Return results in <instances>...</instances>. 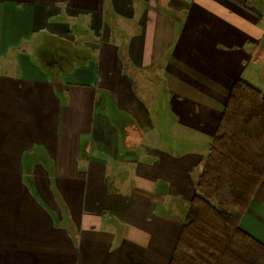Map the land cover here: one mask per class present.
Here are the masks:
<instances>
[{
  "label": "crops",
  "instance_id": "crops-1",
  "mask_svg": "<svg viewBox=\"0 0 264 264\" xmlns=\"http://www.w3.org/2000/svg\"><path fill=\"white\" fill-rule=\"evenodd\" d=\"M263 51L264 0H0V264H170ZM239 226L264 245V179Z\"/></svg>",
  "mask_w": 264,
  "mask_h": 264
},
{
  "label": "trees",
  "instance_id": "trees-1",
  "mask_svg": "<svg viewBox=\"0 0 264 264\" xmlns=\"http://www.w3.org/2000/svg\"><path fill=\"white\" fill-rule=\"evenodd\" d=\"M62 49L67 57L60 58V71L72 68L76 53L83 57L75 61L86 60L70 45ZM263 179L264 93L238 79L229 91L170 264H264V245L239 226Z\"/></svg>",
  "mask_w": 264,
  "mask_h": 264
},
{
  "label": "rangeland",
  "instance_id": "rangeland-1",
  "mask_svg": "<svg viewBox=\"0 0 264 264\" xmlns=\"http://www.w3.org/2000/svg\"><path fill=\"white\" fill-rule=\"evenodd\" d=\"M63 47H65V46H63ZM63 47H62V48H63ZM62 50H63V49H62ZM63 51H64V53L66 52V50H63ZM262 55L264 56V51L262 52Z\"/></svg>",
  "mask_w": 264,
  "mask_h": 264
}]
</instances>
